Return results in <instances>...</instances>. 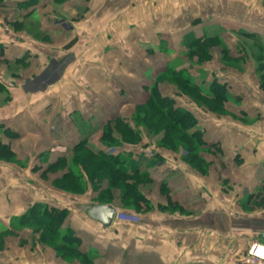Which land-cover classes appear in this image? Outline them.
<instances>
[{
	"label": "crops",
	"instance_id": "1",
	"mask_svg": "<svg viewBox=\"0 0 264 264\" xmlns=\"http://www.w3.org/2000/svg\"><path fill=\"white\" fill-rule=\"evenodd\" d=\"M0 1V146L14 153L0 156V264H60L54 250L25 254L14 225L46 201L39 156L100 135L112 118L132 117L149 98L150 78L182 56L184 38L223 39L225 22L237 21L247 27L235 32L264 38V0ZM230 80L233 109H199L198 124L218 152L206 157L208 173L167 160L163 179L189 212L158 213L147 218V231L126 237L108 232L104 243L117 248L109 264H123L118 255L132 240L139 246L126 264H136L134 253L144 264H245L250 245L264 243V91L256 77ZM160 86L173 95L171 84Z\"/></svg>",
	"mask_w": 264,
	"mask_h": 264
},
{
	"label": "rangeland",
	"instance_id": "2",
	"mask_svg": "<svg viewBox=\"0 0 264 264\" xmlns=\"http://www.w3.org/2000/svg\"><path fill=\"white\" fill-rule=\"evenodd\" d=\"M251 23L256 24L257 22L251 21ZM225 24L227 29L223 33L224 37L222 40L216 42L217 46L214 49L206 50L195 45L193 48L182 49L183 54L181 56V54L175 52L179 48H173L172 53H175V56L178 55L177 57L171 56V58H175L169 62L170 67L178 69L183 67L190 79L197 81L202 86V93L207 94L212 82L217 81L221 85L226 82L224 90L230 97L225 101L224 107L222 104H218L214 98L209 99L211 95L205 97L199 90L189 88L177 79L168 77L166 82L159 84V88L164 83H169L174 87V93L171 97L175 99V104L179 108L183 107L190 110L197 119L196 124L200 120L199 109L209 112H214L213 110H215L217 113H220L230 111V108L233 109V106H236L234 104L236 103V99L231 98L234 93L232 92V87L229 86L230 77L234 79L235 77L258 78L259 72H264V68L261 66L262 62L264 63V50L255 45L253 40L239 32H235L242 24L245 27H247V24L240 21L225 22ZM9 26L14 29H17V27L21 28V24L14 26L9 23ZM0 30L1 32L3 31L2 26H0ZM1 45L3 46V44ZM223 48H227L228 51H224ZM155 62L156 65L163 63L160 60H156ZM211 62H214L212 63L213 68L207 70L206 68L210 67L209 63ZM157 77L158 74L153 81L150 78V82L153 84ZM261 89L264 91L262 86ZM148 97L147 101H149L150 95ZM143 104L145 103L141 105ZM141 105L136 107V112L132 117L125 120L122 119L121 123L112 118L104 123L100 135L88 136L90 149L85 146L76 149L75 145L77 142L75 144L69 143L64 149L55 148L42 153L39 156V161L43 162V164L41 163L40 165L38 161L39 163L35 165L36 176L42 181L41 183L47 192H45L46 201L42 202L48 203L52 212H55L54 216H58L57 219L51 217L49 220L48 218V227L53 228L51 232L49 231L50 242L56 244L58 243L57 241H61L59 240L60 238L56 239L54 237L55 232L57 234L60 231L61 235H63L69 232L70 228L75 234L72 235L77 236L80 246L87 249L90 255H94L93 250L97 251L98 256L94 257V264H109L110 261L115 259L116 254H114V251L117 248L104 243V236L108 232H115L118 235H125L126 237L132 235L133 232L136 234L137 231H142L143 229L147 231L148 227L144 225L147 218H156L158 213L171 214L181 211V214H185L189 212L187 206L179 205V201L173 196L171 182L169 179L167 181L164 180L163 177H170L171 168H169L170 165L167 163L168 157L173 156L177 161H185V155L188 154L187 148L195 147V139L186 135L185 127L181 128L171 124V118H167L157 108L155 103H151L150 105L149 111L152 114L138 110ZM157 114L158 121L156 122L154 117L156 118ZM159 114H163L164 116L161 115L159 117ZM154 121L156 122L154 124L156 125V129L152 132L146 125L153 126L151 124ZM108 125L112 126L111 130H113V134L110 136L111 142L109 140L101 141L103 132H107ZM168 125L171 128L169 132L165 128H162ZM203 138L205 139L204 136ZM212 145L216 144L207 142V146L198 145L199 159L193 165L204 168L207 166V156L218 155V152L214 151L216 149ZM91 148L104 150L110 155H112V152H116V154L118 152L137 154L139 155V159H143L144 161V163H141L142 170L149 168V174L125 175L129 184H133L132 188H126L124 183H122L125 178L121 173H117L116 166L109 164L99 156L97 157V151L89 153L91 151L88 150H91ZM7 149L0 146L1 157L14 156L11 148L10 150ZM194 150L196 151V148ZM57 151L63 153L57 154ZM151 161H154L153 166L149 164ZM189 166L192 167V164L189 163ZM160 168L163 170H160ZM205 171L208 173V166ZM85 202H100L115 206L117 214L112 227L104 228L101 224L84 215L80 208ZM26 212L27 210L24 213ZM24 213L16 218L14 224L17 229V236L22 232L20 236L22 237L21 243L23 244L24 253L30 254L36 251L47 253L54 250L52 245L40 242L41 232L35 231L33 227L24 228L18 224L17 219L24 215ZM48 227L44 226V228ZM125 239H121L123 240V244L126 243ZM135 244L139 246L138 241L134 242L132 240L130 248L125 250V254L121 250L122 254L118 255V259L120 258L118 262L123 264L128 263L127 261L132 257L131 248ZM124 247L126 249L129 246L126 247L124 245ZM134 256L136 257V264H144L141 260L138 261L139 254L134 253ZM153 260L147 264H158L156 259ZM60 262L61 259L58 258L57 263ZM60 264L83 263L79 259L74 258L71 260L63 259Z\"/></svg>",
	"mask_w": 264,
	"mask_h": 264
},
{
	"label": "trees",
	"instance_id": "3",
	"mask_svg": "<svg viewBox=\"0 0 264 264\" xmlns=\"http://www.w3.org/2000/svg\"><path fill=\"white\" fill-rule=\"evenodd\" d=\"M0 6H1V1H0ZM242 35H244L245 37L253 40L254 44L259 46V48H261L262 50H264V38L257 35V34H250L248 32H242ZM222 40V38H220L218 35L217 36H209L208 37H198V38H184V41H182L181 45L185 47V49L188 48H193L195 45L201 47L202 49H206L209 50L211 48H214L216 45V42ZM163 46H166V41L164 40L163 42ZM0 48H2V45L0 44ZM3 49V48H2ZM224 51H228L227 48H223ZM223 51V52H224ZM261 66H263L264 68V63L262 62ZM260 67V66H259ZM260 70V68H259ZM171 77V79H177L179 80V82L182 81V83H184L187 87L192 88V89H197L199 90L201 93L203 92V88L200 84L197 83V81L191 80L190 77L187 75V73L185 72L184 68L181 67V69L178 68H174V67H170L169 65H167L166 69L158 74V77L155 79L153 85L150 88V99L149 101H147V103L141 105V107H139L138 110H142V111H146L149 114H152L151 111H149L150 109V105L152 104H156L157 108L162 111V113L168 118H171V124H173L174 126H179L181 128L185 127V133L186 135H188L190 138H194L195 142H194V146L190 149H188V154L185 155L184 160L187 161L188 163L192 164V166L197 170L201 171V172H206L205 169L207 168V166H205L204 168L201 166H195L193 165L195 161H197L199 159V152H198V145L200 144V146L204 145L207 146V142L206 140L203 138L204 136V131L203 129L199 126V124L197 123V119L195 117V115L188 109L186 108H179L177 107V105L175 104V99L171 96H164L161 94L160 92V88H159V84L162 82H166L167 78ZM258 78L261 80V86L264 89V72L261 71V73L259 72L258 74ZM226 85V82H224V84H220L217 81H215L214 83L212 82L210 85V89L207 91L206 93H202L205 97L210 96L209 99H213L216 100V102L218 104H222L224 107L225 101L228 100V98L230 97V95L224 90V87ZM5 89V86L3 85V82L0 79V90ZM184 90V89H181ZM224 90V91H223ZM185 91V90H184ZM212 97V98H211ZM214 112H217L215 110H213ZM139 112V111H138ZM220 112V111H219ZM226 112V111H225ZM225 112H220V113H225ZM163 114H161L162 116H164ZM161 115L159 114V117H161ZM158 114L156 115V118L154 117V119H156L155 121L157 122L158 120ZM151 117V115H150ZM114 120H118L117 122L123 121L122 118H116ZM153 122V126L150 125H146L148 127V129H150V131L154 132L156 129V125H154L156 122ZM109 127H107V132H103L102 135V139L101 141L104 140H109L111 142L110 136H112V132L113 130H111L112 126L108 125ZM200 127V128H199ZM163 129L165 128L166 131H170L171 128L170 126H164L162 127ZM91 133H86L85 135H83V137L81 139H79L75 145V148H81L83 146H85L86 148H89V144L90 141L88 139V136H90ZM107 137V138H106ZM213 146V145H212ZM211 146V147H212ZM1 147L5 148V149H9L8 145L2 144L1 143ZM215 147V145L213 146ZM94 148V147H93ZM91 148V151L89 153H92V151H97L96 155L97 157H101L102 159H104L106 162H108L109 164H114L116 166L117 169V173H121L122 176L125 178V175H129V174H142V175H148L149 174V168H145L142 170L141 168V163L143 161V159H139V155L137 154H133V153H120L118 152V154H116V152H112V155L106 153L104 150L101 149H93ZM194 148H196V151L194 150ZM7 149V150H8ZM9 153V152H8ZM115 153V154H113ZM159 155V154H157ZM14 156H9L7 157L8 159H12ZM154 161H151L149 164L151 166H153ZM197 170V171H198ZM101 181V180H100ZM127 181V182H126ZM124 183L126 188H132L133 184H129V181L127 178H125V180L122 182ZM137 189V188H136ZM86 203V202H85ZM81 210V209H80ZM55 212H52V210L49 208L48 203L46 202H35L33 205H31L27 212L24 213V215L20 216L17 219L18 224L21 227H33L35 228V231L37 232H41V236H40V242H44L45 244H49L53 246V249L56 251L57 256L62 257L65 260H71L74 258L79 259L83 264H94V260H95V256H98V253L96 250H93V254L94 255H90V253L88 252L87 249L83 248L80 246L79 241L77 240V236H73L72 234H74L73 230H70L69 228V232L61 235L60 231L59 233L55 232V238L59 239L61 241H57L58 243L53 244L52 242H50V232L53 228H49V220L52 218L57 219L58 216H54ZM49 216V217H48ZM59 220V219H58ZM60 221V220H59ZM47 224V225H46ZM44 226L48 227V228H44ZM50 231V232H49ZM75 235V234H74Z\"/></svg>",
	"mask_w": 264,
	"mask_h": 264
},
{
	"label": "water",
	"instance_id": "4",
	"mask_svg": "<svg viewBox=\"0 0 264 264\" xmlns=\"http://www.w3.org/2000/svg\"><path fill=\"white\" fill-rule=\"evenodd\" d=\"M80 209L84 215L86 214L95 222L101 223L105 228L112 227L117 214L115 206L100 202H86Z\"/></svg>",
	"mask_w": 264,
	"mask_h": 264
},
{
	"label": "built area",
	"instance_id": "5",
	"mask_svg": "<svg viewBox=\"0 0 264 264\" xmlns=\"http://www.w3.org/2000/svg\"><path fill=\"white\" fill-rule=\"evenodd\" d=\"M245 263L264 264V243L257 242L250 245Z\"/></svg>",
	"mask_w": 264,
	"mask_h": 264
}]
</instances>
